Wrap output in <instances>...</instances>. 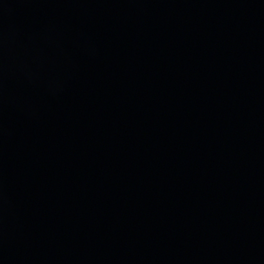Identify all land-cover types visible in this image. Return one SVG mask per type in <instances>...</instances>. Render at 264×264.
Instances as JSON below:
<instances>
[{"label": "water", "instance_id": "95a60500", "mask_svg": "<svg viewBox=\"0 0 264 264\" xmlns=\"http://www.w3.org/2000/svg\"><path fill=\"white\" fill-rule=\"evenodd\" d=\"M0 264H264V0H0Z\"/></svg>", "mask_w": 264, "mask_h": 264}]
</instances>
